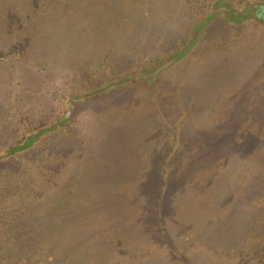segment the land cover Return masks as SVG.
Masks as SVG:
<instances>
[{"label": "rangeland", "instance_id": "rangeland-1", "mask_svg": "<svg viewBox=\"0 0 264 264\" xmlns=\"http://www.w3.org/2000/svg\"><path fill=\"white\" fill-rule=\"evenodd\" d=\"M34 1L45 10L57 2ZM214 1L136 0V10L148 12V21L135 28L133 39L131 32L122 40L110 39L118 42L113 53L121 54L89 63L90 82L108 83L100 99L94 101L98 95L90 91L88 98L70 105L79 88L76 79L64 69L35 65L31 79L40 86H32L30 106L18 99V88L26 86L18 85L24 79L18 76L16 46L21 42L31 49L33 35L20 31L18 0H0V139L8 117L26 121L36 118L32 112L50 122L68 116V138L53 141L58 146L54 170L46 172L59 212L55 250L66 256L61 264H241L250 248L256 257L263 254L264 147L262 138L255 140L264 135V30L250 16L264 0H224L243 12L241 24L229 22L224 6L213 7ZM29 3L23 1L25 9ZM188 7L195 14L177 29L181 38L176 44L190 42L191 51L172 62L163 55L172 48L161 42L166 29L157 23L174 8ZM212 13L202 26V39L191 42L201 29L193 32L190 26ZM216 39L242 43V51L233 56L232 45H221L215 48L231 53L190 55L197 43L210 51ZM25 55L24 66L33 52ZM192 65L203 69L195 74ZM147 103L161 105L167 115L158 118L160 134L152 123L160 112L147 111ZM154 138H165L168 146L172 142V150L165 145V154L152 166H141L143 155L162 144H150ZM80 161L87 163L84 182L76 179ZM142 161L147 165L150 159Z\"/></svg>", "mask_w": 264, "mask_h": 264}, {"label": "trees", "instance_id": "trees-1", "mask_svg": "<svg viewBox=\"0 0 264 264\" xmlns=\"http://www.w3.org/2000/svg\"><path fill=\"white\" fill-rule=\"evenodd\" d=\"M23 1L25 0H18V25H20V31L23 32V35L25 31L29 30L33 35V43H31V49L21 46V42H18L16 46L18 49V66L20 64L18 76L24 79V82L18 81V85L26 86L21 90L18 88V99H25L30 106H33L32 101L28 99L33 96L34 91L32 89L40 86L39 82L31 79L30 69H34L35 65H38L40 70L55 69L57 71L64 69L66 74H71L72 78L76 79L75 85L79 88L69 98L70 105H75L78 100L88 98L90 91L98 95L93 96V100H99L101 92L108 88V83L95 86L90 82L91 78L87 74V69L90 67L89 63L105 61L112 55L121 54L122 52L116 50L113 53V47L118 42H110V39L121 37L122 40L128 32H131L130 37L133 39L135 28H141L143 19L146 20L145 22L148 21L146 17L148 12L136 10V0H64L65 4L62 6L60 0H57L54 5L46 10L40 9L34 0H31L28 8L25 9ZM177 2L179 3L180 0ZM212 6H224L223 12L229 22L241 24L240 15L243 12H237L229 3L224 0H215ZM180 8H182L181 4ZM180 8H174L173 13L168 12L167 18L157 23L163 26L162 29H166L161 42H164V47L171 45L172 48L163 55L172 62L178 61L191 51L190 42L183 40L176 44L181 38L177 29L183 28L182 23L188 19L189 15L195 13L191 12L189 7L185 10ZM126 10L130 12L127 18L123 16ZM43 14L44 17L40 16ZM214 15L216 14H208L206 18L199 19L190 26L193 32L201 29L196 32L191 42H194L195 39L197 41L199 38L202 39L204 21H210ZM250 17H254L253 21L257 25L256 27L263 31L264 4L255 6L253 16ZM125 21L129 23L124 24ZM242 30L240 29V31ZM143 31L148 32L147 29ZM131 38L130 41H132ZM152 38L155 40L154 34H152ZM216 41L215 44H212L210 51H207L209 48H201L199 43L195 44L196 51L190 55L203 56L205 54L204 56L209 57L211 54V57L214 58V56L226 54V51L231 53L228 50L221 51L220 48H215L221 45H232L235 50L233 56L242 51V43L236 44L229 39H216ZM28 51H32L33 56L24 66L23 59L26 56L25 52ZM243 51L245 54L248 49H243ZM202 69L203 65H192L190 72L199 74ZM26 72L28 77L25 76ZM195 74H192L190 79L194 78ZM80 83L85 86L84 90L80 88ZM87 84L95 86V88L90 90L86 86ZM112 99L108 101H112ZM6 102L7 100L4 99L5 105ZM29 105H27L26 110L31 112L33 107ZM146 107L148 108L147 111L151 113L160 112L152 122L159 129L155 132L160 134L163 129L158 118L164 119L167 115L160 111L161 105L154 107L147 103ZM6 111H10V109L8 108ZM31 114L36 118L31 119L27 116V120L24 121L21 117L15 119L8 117L10 121L4 126L7 131L3 128L1 130L4 131L5 135L0 139V264H61L60 262L66 257L64 253L55 250L58 243L56 237L61 226L57 219L59 217V212H56L57 201L52 199L54 185H50L51 183L48 182L52 179L48 177L46 172L54 170L53 161L56 158L54 149L58 150V146L54 147L53 141L55 138L56 140L68 138L69 131L64 127L68 116L65 113L60 114L55 120L49 122L46 119L40 120L41 118L39 119L32 112ZM127 117L128 115L125 116V118ZM175 126L174 129L172 128L173 131H176ZM263 126L262 124L261 127ZM262 132L264 133V130ZM141 138L142 136H138L139 142H141ZM165 138H154L150 144L161 142L163 145L157 144L154 152L151 155H143L144 157L140 159L138 164L152 166V163L158 160V155L164 151V146L167 145L168 141L166 142ZM260 138H262L260 142L262 148L264 147V135H259L258 140L255 141H260ZM174 141L176 144L175 139ZM170 143L167 146L172 150L171 146L173 145L172 142ZM256 149L259 150V148ZM166 156L163 155L161 158L164 160L167 158ZM147 158L150 159L149 164L144 165L145 162L142 160H147ZM89 162L88 159L87 163ZM87 163L86 161L84 163L83 161L79 162L76 171L77 180L85 176L84 171H86ZM82 178L81 181L84 182ZM262 247L264 250V244ZM256 259L264 262V252L262 255L257 254L256 257L253 249L250 248L248 255H243L241 264H252Z\"/></svg>", "mask_w": 264, "mask_h": 264}]
</instances>
